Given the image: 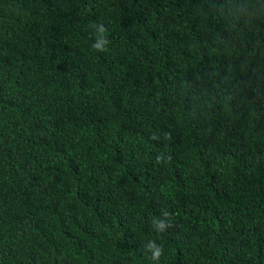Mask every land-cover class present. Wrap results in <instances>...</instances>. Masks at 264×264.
I'll return each mask as SVG.
<instances>
[{"label": "trees", "instance_id": "obj_1", "mask_svg": "<svg viewBox=\"0 0 264 264\" xmlns=\"http://www.w3.org/2000/svg\"><path fill=\"white\" fill-rule=\"evenodd\" d=\"M0 264H264V0H0Z\"/></svg>", "mask_w": 264, "mask_h": 264}, {"label": "clouds", "instance_id": "obj_2", "mask_svg": "<svg viewBox=\"0 0 264 264\" xmlns=\"http://www.w3.org/2000/svg\"><path fill=\"white\" fill-rule=\"evenodd\" d=\"M93 47H96V46L93 45ZM162 255H163V250H162V247H161V248H158L155 251L154 256H153V259H159Z\"/></svg>", "mask_w": 264, "mask_h": 264}]
</instances>
